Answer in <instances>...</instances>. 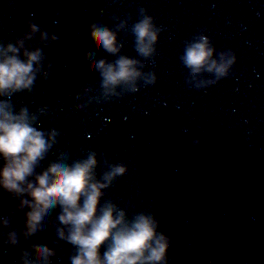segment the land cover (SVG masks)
<instances>
[{
	"label": "water",
	"instance_id": "obj_1",
	"mask_svg": "<svg viewBox=\"0 0 264 264\" xmlns=\"http://www.w3.org/2000/svg\"><path fill=\"white\" fill-rule=\"evenodd\" d=\"M141 8L164 28L155 64L145 61L157 83L78 111L83 101L77 93L98 87L85 53L116 58L97 50L90 25L113 26L116 17H131L132 24ZM28 21L59 38L42 47L51 76L38 77L32 93L12 98L17 110L47 107L42 128L60 132L42 167L59 151L71 159L96 151L101 163L104 154L126 163L128 174L105 199L129 217L143 211L156 216L158 231L173 241L168 264H264V0H0V41L20 36ZM201 33L218 52L237 56L230 76L206 89L189 86L180 61L185 42ZM119 35L123 54L142 59L134 37ZM17 203L0 189V216L15 212L12 222L22 229L28 209L18 211ZM54 239L45 229L19 244L56 248L53 264H70L72 246L61 241L57 247ZM3 240L0 264H19V249Z\"/></svg>",
	"mask_w": 264,
	"mask_h": 264
},
{
	"label": "clouds",
	"instance_id": "obj_2",
	"mask_svg": "<svg viewBox=\"0 0 264 264\" xmlns=\"http://www.w3.org/2000/svg\"><path fill=\"white\" fill-rule=\"evenodd\" d=\"M139 14L140 19L132 24L131 17H116L118 23L113 26L90 25V38L97 50L116 58L109 61L96 58L94 52L85 53L98 87L85 86L77 93L75 99L83 101L75 106L78 111L93 102L122 99L157 83L156 72L146 71L145 61L155 64L164 28L147 9L141 8ZM121 32L134 37L135 52L142 59L123 54ZM58 39L28 21L20 36L0 41V189L18 202V211L28 209L22 229L12 222L15 212L0 216V236L5 245L19 249V264H53L58 256L56 248L35 243L21 248L19 244L21 237L28 241L45 229L52 231L57 247L61 241L72 246L70 264H168L173 241L158 231L160 221L156 216L143 211L129 217L125 208L105 199L107 190L128 174L126 163L114 162L107 154L101 163L96 151L78 159L59 151L47 167H42L57 145L60 132L42 128L40 118L48 115L47 107L35 112L27 106L17 110L12 98L32 93L38 77L47 80L51 76L52 65L48 62L45 68L47 57L42 47ZM180 61L188 69L189 86L206 89L230 76L237 56L232 50L218 52L213 41L201 33L185 42ZM201 142L195 141L197 145ZM54 209L57 214L48 221ZM102 247L106 249L103 253Z\"/></svg>",
	"mask_w": 264,
	"mask_h": 264
}]
</instances>
